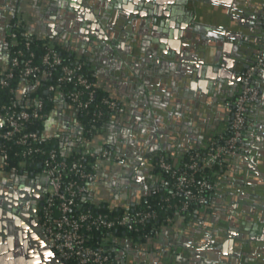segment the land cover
Here are the masks:
<instances>
[{
    "label": "crops",
    "instance_id": "1",
    "mask_svg": "<svg viewBox=\"0 0 264 264\" xmlns=\"http://www.w3.org/2000/svg\"><path fill=\"white\" fill-rule=\"evenodd\" d=\"M6 1L0 0L1 68L5 69L9 60V39L6 30L4 34L3 24L15 20L37 40L56 43L77 60L87 61L97 85L125 105V113L115 116V120L107 124L106 132L87 143L88 148L94 149L109 143L122 157L118 162L103 161L98 179L91 185L93 203L110 208L127 209L140 204L138 201L147 198L148 191L153 189L154 193L164 186L160 183V174L153 172L154 159L159 155L178 161L230 129L246 65L256 61L264 49L263 26L261 30H249L244 23V8L232 5L235 0H190L189 28L182 27L179 21H173L167 28L160 21L154 22L153 27H142V34L138 36L140 40H147L146 35L151 34L152 47L149 55L143 51L134 56L130 51L123 53L120 44L119 51L113 52L97 45L106 40L91 21L89 12L79 14V7H86L82 0H18L9 5ZM244 6L257 9L248 1ZM113 16V23H117L118 16ZM256 19L254 15L252 25L262 21ZM197 24L201 31L211 32V25H215L226 34L242 36V40L220 32L216 33L217 37L208 36L198 31ZM226 27L237 32H230ZM94 33H98V37ZM263 80L259 72L257 82L264 91ZM28 94L26 91L23 98H29ZM156 114L161 119L156 120ZM248 114L251 124L247 135L256 152L264 147V112L251 105ZM77 115L69 100L58 95L54 110L44 122V134L59 138L65 150L72 149L80 136L81 128L75 124L80 121ZM132 120L140 122L142 128H129ZM144 158L149 161L145 162ZM237 160V157L231 158L228 171ZM234 179L242 181L243 176L231 175V183L236 185ZM153 181L160 189L152 187ZM223 186L219 184L222 191H214L212 210L222 208L230 200L234 186ZM206 211L201 210L189 220L177 214L159 234L143 241H134L126 233L109 234L104 240L111 245L116 264H228L225 261L229 260L237 264V240L207 228L206 223L210 221L204 219ZM194 223H199L200 227H195ZM217 225L221 226L218 222Z\"/></svg>",
    "mask_w": 264,
    "mask_h": 264
},
{
    "label": "built area",
    "instance_id": "2",
    "mask_svg": "<svg viewBox=\"0 0 264 264\" xmlns=\"http://www.w3.org/2000/svg\"><path fill=\"white\" fill-rule=\"evenodd\" d=\"M14 27L12 22L6 25L9 45L15 44L17 41ZM26 35L29 36L27 32ZM25 44L27 48H30L34 44V40L28 37ZM17 53L19 55L23 54L21 50ZM30 56L33 57L34 52H31ZM42 64L50 69L48 72L49 76L55 69L61 72V75L57 78V84L49 87L50 91H61L63 84L68 79L75 81L77 89L70 93L68 99L76 110L88 107L94 100V84L80 72L81 65L70 67L53 51H49L43 56ZM19 65L20 57H13L11 63L7 66L6 75L4 78H1L2 85H9V80L14 77L24 79L41 71V66L32 65L30 60L25 63L24 68L16 69ZM263 65L264 52L258 55L256 61L245 70L241 78L242 88L235 100L231 126L233 128V135L224 145L212 147L211 153L205 159V165L219 161L227 152L237 149L242 144L243 134L247 129L249 106L259 101L261 97V91L255 84L254 78L257 70L263 67ZM23 99L19 100L22 101ZM28 100L34 104L33 109H19L16 102H13L9 108L0 105V115L4 123L1 136L5 140L15 141V143L24 147L44 140L37 131L27 130L28 124L32 119L44 115V102L38 97ZM106 103L109 108L115 109L118 107L115 101H106ZM1 109H4V111L2 112ZM125 111L124 107L119 108L120 113H125ZM28 151L32 155V153L39 150L30 147ZM90 154L92 156L96 154L101 155L103 161L122 160V157L116 154L110 146L93 150ZM24 164L25 162L22 161L21 165ZM6 166H8V154L5 150H2L0 152V171H5L3 169ZM100 166L97 165L95 167V173L87 172L78 162L69 164L64 159H59L54 150H51L48 157L42 162V175L49 182L48 192L42 208V227L52 239L55 251L66 263L113 264L107 252L87 241L86 232L101 228L112 230L117 227H123L130 231L138 230V225H144L146 222L157 217V210L152 205L138 211L127 210L118 217H110L105 213H93L91 211L72 215L71 213L76 207L77 199L83 195H87L91 191V185L97 181ZM160 167L172 171V176L176 179L177 188L185 197L191 201L195 200L201 206H205L207 198L204 191L208 185L206 182H202L198 187L196 186L195 175L203 168V165L198 161V155L192 156L191 162L186 165V171H180V169L168 163L164 157L160 159ZM16 170V168H12V172ZM70 173L75 176L67 181L65 177ZM79 180L85 182V184L80 183ZM190 205V201H185L181 205H176V208L180 210L179 212L186 211L190 208ZM173 219H170L169 222L173 221ZM153 232L159 234L156 228H154Z\"/></svg>",
    "mask_w": 264,
    "mask_h": 264
},
{
    "label": "trees",
    "instance_id": "3",
    "mask_svg": "<svg viewBox=\"0 0 264 264\" xmlns=\"http://www.w3.org/2000/svg\"><path fill=\"white\" fill-rule=\"evenodd\" d=\"M12 23L15 26L14 31L17 34V41L15 44L9 45L8 64L11 63L13 57L19 56L20 65L16 69L24 68L25 63L30 60L32 65L41 66V71L24 79L14 77L9 80V85H2L1 78H4V76L6 75L7 67L5 69L0 67V105L9 108L13 104V102H16L19 109H33L34 104L32 102H27V99L38 97L43 100L45 105L43 111L44 115L32 119L28 124L27 130L37 131L44 138V140L34 142L30 146L24 147L15 143V141H8L0 136V152L2 150H5L8 154V166H6L3 170L12 172V168H16V173L21 171H38L40 174H42V162L48 157L49 152L51 150H54L57 153L59 159H64L69 164L78 162L83 166L85 171L95 173V167L97 165H101V163L103 162V158L98 154L92 156L90 152L96 149L88 148L87 143L92 141L95 136L106 132L107 124H111V122L115 120V116L117 117L121 114L119 112V108L124 107L126 110L125 105L121 101L113 98L108 92L97 85L95 73L92 70L91 65L87 61L77 60L74 56L70 55L68 51L62 49L56 43H51L45 40H37L34 36L26 35V31L19 22L14 20ZM28 37L34 40V44L30 48H27L25 44L26 38ZM19 50L23 52L22 55H19V53H17ZM49 51L57 53L70 67L81 65L82 68L80 72L94 84V100L86 108H80V110L75 109L76 111H78V118L82 123V127L79 132L80 136L76 139V146L72 149L68 148L67 150H65V147L62 146V142L59 140V138L50 137L44 134V122L54 110L55 99L57 98V96L62 95L66 99H68L70 93L76 91L77 89L75 81L73 79H68L63 84L61 91L53 92L49 90V87L51 85L57 84V78L61 75V72L55 69L49 76L48 72L50 71V69L42 64L43 56ZM31 52H34L33 57L30 56ZM38 81L40 84L38 85L36 91L34 93H31L30 95L28 94L29 98L20 101L18 98V91L19 89H21V86L23 84L35 85ZM106 101H115L118 107L115 109L109 108ZM70 104L72 103L70 102ZM1 111L3 112L4 109H1ZM250 124L251 121L249 118H247V128H249ZM1 133H3V130H1ZM232 135L233 128L230 127V129H228L224 133L213 137L203 148L192 150L178 161L167 155H159L157 158H155L153 172L159 173L161 179L165 180V184L160 190L155 191L151 196H148V201H145L144 199L140 202V204L130 206L127 209H123L110 208L105 204L93 203L90 197L91 191L87 195L79 197L77 199L76 207L71 213L72 215H76L80 212L91 211L93 213H105L110 217H118L127 210L138 211L141 209H145L151 205L157 210V217L146 222L144 225H138V230L130 231L123 227H117L112 230L101 228L99 230L86 232L87 241L96 247L102 248L105 252H107V254H109L110 261L113 264H116L114 262V253L110 251L111 245H108L104 240L105 238L109 237V234L120 235L126 233L128 237L134 241H143L144 239L156 235L153 232L154 228H156L159 233L164 230L166 225L169 224V220L175 218L178 213L179 215H182L187 220H189L193 219L194 216L197 215L201 210L209 211L210 205L212 204V201L214 199L213 194L216 190L215 186L220 181L221 176L224 175L228 170L231 158L243 152V148L242 145H240L237 149L227 152V154L219 161L208 165H205V159L211 153L212 147L224 145ZM242 140L243 142L249 141L246 132L243 134ZM108 146L111 147V145L107 143L103 148H107ZM30 147L32 149H38L39 151L34 152L32 153V155H30L28 153ZM194 155H198V161L201 165H203V168L195 175L196 186L198 187L202 182H206L208 185L204 191L207 198V203L205 204V206H201L195 200L191 201L187 197H185L183 193L178 190L176 179L172 176V171L162 169L160 167V159L164 157L168 163H171L174 167L180 169V171H186V165L191 162V158ZM22 161L25 162L24 165H21ZM74 176V174L70 173L66 175L65 179L69 181L70 179L74 178ZM79 181L80 183L85 184V182H82L81 180ZM185 201L191 202L190 208L186 211L179 212L180 210L176 208V205H181L182 202ZM67 264L74 263L67 262Z\"/></svg>",
    "mask_w": 264,
    "mask_h": 264
},
{
    "label": "flooded vegetation",
    "instance_id": "4",
    "mask_svg": "<svg viewBox=\"0 0 264 264\" xmlns=\"http://www.w3.org/2000/svg\"><path fill=\"white\" fill-rule=\"evenodd\" d=\"M112 1H114L115 6H117L120 10H123V15H125L126 13H128L129 15L128 19L126 20V24L123 26V34L125 35L126 33H128L129 36H125L124 38L123 35V42L125 41V43H128L130 39L134 41L132 42L133 49L130 51L131 56L138 54L141 55L143 54V51H145V53L149 55L150 48L152 47L153 38L149 33L146 35L147 40L141 39L140 41H142L141 42L142 45L140 47L137 45L136 38L139 37L138 33L142 34L140 32L142 31L141 30L142 27L139 22L142 15L147 14V16L144 17L145 19H148L150 16H154L155 22L160 21V24L163 25L164 28H167L171 23H174L173 21H179L182 23L183 20L182 21L179 20L181 19L182 14H184L182 8L185 7L190 11L189 7L192 4L190 0H112ZM247 1L249 2V4H251L250 3L251 0H247ZM255 1L264 2V0H255ZM175 5L177 8L173 10L172 7ZM170 7L172 9L171 13L169 15H165ZM245 7L246 9H242L245 11L244 14L247 15L250 14L249 16H253V17L254 15H256L257 16L256 21L261 19L262 26L264 28V15L263 16L261 15L262 14L261 11L258 9L257 10L258 13H257L253 11L254 10L253 7L251 8L244 6L243 8ZM113 14L114 13L109 10L106 12V15H108L109 17H112ZM130 16H132V18H130ZM118 19L121 20V17L119 15H118ZM109 26L111 27V25L106 24L105 29L107 30ZM116 26L117 23H113L112 27L115 28ZM196 27L199 32L211 36L210 32L201 31V28L199 29L200 26L198 24ZM107 36L111 38L110 35ZM120 37L121 36H119V38ZM263 67L257 70L254 78L255 84L261 91V97L259 100L262 99L264 91L257 82V75L262 70ZM248 113H249V109H248ZM247 118L250 119L249 114H247ZM245 132L246 133L248 132V128L246 129ZM241 145L243 148V152L237 154L235 157H238L239 155L247 156L248 160L251 161L252 166L249 167L245 165L244 162L239 159L236 161V164L234 165V167H232L231 170L229 171L227 170L226 173L222 175V176H226L225 178H222L221 176L223 180L220 178L221 182L219 181L218 184L215 186V188L220 191H222L223 188L219 189V184L224 185L223 186L224 188L229 187L230 185L232 186L235 185L231 183V175H229V172H232L233 174L235 173L242 175L243 184L241 186L237 184L234 186V188L231 190L233 192L232 199L225 202L224 203L225 206H222V208L215 207L212 210L210 205V210L209 211L205 210L206 212L204 215V219L208 221V219L210 218H215L218 221L219 225H221L218 226L220 229L218 230L216 229V230L217 232L219 231L218 233H223L224 237L227 236L229 239L233 237L239 243L240 242L242 243L243 241L247 242V245L244 244L240 245L237 244L236 242L238 249L236 252L235 251L234 252L238 260L237 264H264V147L262 149L256 150L255 152V150L253 149L254 145H252L249 141L242 142ZM5 172H7V175L4 177H0V180L2 179V183H0L1 186L0 199L3 201L7 200V203L11 204L12 207L15 208L20 215L27 217L29 219V222L33 226L40 227L42 223L41 222L42 208L47 194L44 184L43 185L40 184L41 183L40 180L42 179L37 178L42 174H40L38 171H31V172L21 171L18 173L16 172L10 173L11 171H5ZM31 173H34L35 176H30ZM42 177H43V181L45 182L46 178L43 175ZM261 178H263V182ZM8 179L12 180L13 188L18 189L17 199L14 196V194L12 196L6 193L7 191L5 187L7 186L8 183L5 181ZM240 187H242L243 190L247 189L251 191L250 196L248 198L242 197L241 195L242 191L239 190ZM15 203H16V207H15ZM200 218L198 220H200ZM199 223L203 224L204 222L203 223L199 222ZM198 224L194 223V226L200 227V225ZM243 229L251 230V232L255 234L254 236L257 237V240L254 241L251 240L252 236L250 237L251 239H243L242 237H239V236H243V233L241 232ZM231 231H233L234 233L236 231L235 233L236 235L231 234ZM259 242H261V245H258ZM245 253H249L250 255H246ZM225 262H227L228 264L235 263L230 260Z\"/></svg>",
    "mask_w": 264,
    "mask_h": 264
},
{
    "label": "water",
    "instance_id": "5",
    "mask_svg": "<svg viewBox=\"0 0 264 264\" xmlns=\"http://www.w3.org/2000/svg\"><path fill=\"white\" fill-rule=\"evenodd\" d=\"M17 1L18 0H8L6 1V3L8 5L11 3L15 4ZM235 2L237 4L236 3L232 4L233 7L242 9L243 6L247 3V0H235ZM251 2L250 3L257 8L256 10L255 9L253 10L254 12H257V10L259 9L261 13L264 14V2L255 1V0H251ZM82 3L86 7H79L80 9L79 14L82 15L84 12H87V13L89 12L91 15V18H90L91 21L95 24L96 27L100 29V33L104 35V38L106 40V42H100V43H97V45H100L102 48L104 47L103 49L109 52H113L115 49L119 51V44L123 46V49H124L123 51L125 52L131 51L133 49L132 42L134 41L132 39H130L128 43H125V41L123 42V35H124L123 26L126 24V20L129 17L128 13L123 15V10H120L117 6H115L114 1L112 0H93V1L90 0V2L89 0H82ZM88 4L91 5V8L88 7ZM76 5H74L75 8H77ZM176 8H177L176 5L172 7L173 10ZM172 9L170 7L167 10V13L165 15H169ZM182 9H183L182 11L188 16H186L185 18L182 16L181 19L179 20L184 21V22L182 21V27L186 26V28H189L188 25L191 23V18L189 16L190 11L187 10L185 7H183ZM244 9H246V7ZM108 10L112 11L115 15L117 16L119 15L121 17V20L117 21V26L115 28L112 27L113 25L112 20L114 16L109 17L108 15H106V12ZM236 12L237 10L235 11V13ZM237 13L241 15V13L239 12ZM244 15H245V18H248L244 20V23L248 25L249 30H252L254 28L261 30L262 22H256L255 25H252L250 21H253L254 17L249 16L247 14H244ZM146 16L147 14L142 15V17L139 20L141 27H145L146 25L148 28H150L151 26L152 27L155 26L154 25L155 17L150 16L148 19H145L144 17ZM130 18H132V16H130ZM8 23H9V20L5 21L3 24L4 34L6 33L5 30H6V25ZM106 24L111 25V27L109 26L110 28L108 27L107 30L105 29ZM211 26H212L211 28H213L210 32L211 36L217 37L216 35L217 32H220L221 34H226L224 33V31L218 30L217 29L218 26L217 27H215V25H211ZM226 29L230 32H237L236 30L229 28V27L228 28L226 27ZM203 31L207 32L206 29H203ZM94 35L98 37V33L97 34L94 33ZM107 35H110L111 38H109ZM119 36L121 37L119 38ZM125 36H129V34L126 33L124 35V38ZM226 36L232 39L242 40V36L235 35L233 33H227ZM196 37H199L198 34H196ZM136 39H137V45L140 47L142 45L141 44L142 41H140L139 37ZM114 40H116L117 43ZM107 41H110V42H107ZM240 47L243 49L247 48L244 45H241ZM123 57H125V55H123ZM248 66L249 65H246V67ZM260 73H262L263 79H264V67L262 68ZM39 84H40L39 81L35 85H30V86L23 84L21 86V89H19L18 91V98L22 99L26 91L29 92V95L31 93H34ZM27 102H29V100ZM253 105L257 108H260L264 112V94H263L262 99L257 101ZM160 114L162 115L161 112ZM155 116H156L155 117L156 120L161 119V116H158L157 114ZM132 121H133V124H130L129 128L131 129H137V128L141 129L142 128V125L140 122L136 120H132ZM75 124L78 128L82 127V123L80 121H77ZM3 126H4L3 118L0 115V130L3 129ZM112 148L115 149V147H112ZM237 159L242 160L244 164L249 167L252 166L251 165L252 163L251 161L248 160L247 156L239 155ZM143 160L145 162L149 161L148 158H144ZM10 173H15V172H10ZM6 175H7V172L0 171V177H4ZM229 175H233V173L229 172ZM30 176H35V174L31 173ZM37 178L42 179L40 180L41 182L40 184L42 185L44 184V187L46 188L45 190L48 192L49 182L47 180H45L44 182L42 175L38 176ZM261 179L263 182V178ZM5 182L8 183L7 186L5 187L7 191L6 193L12 196L14 194V196L17 199L18 189L13 188L12 180L8 179ZM235 182L239 184L240 186L243 184V181L235 180ZM0 183H2V179L0 180ZM160 183L165 184V180L161 179ZM152 184H153L152 187H154L155 185V188H156L155 190L160 189L159 185L156 184V181H153ZM239 190L242 191V194H241L242 197L248 198L250 196L251 191L247 189L243 190L242 187H240ZM152 193H153V189L148 191L146 195L147 198H145V201H148V196H151ZM228 198L232 199V195ZM138 202L140 203V201ZM132 206H135V204ZM15 207H16V203H15ZM208 221L210 222L206 223V227L215 228L217 230L220 229L217 225L218 221L215 218H210L208 219ZM203 230L208 231L207 229H203ZM241 232L243 233V236H239V237H242L243 239H251L250 237L252 236L251 240L253 241L257 240V237L254 236L255 234H253L251 230L243 229ZM235 233L231 231V234L236 235ZM237 244L247 245V242L246 241H243L242 243L237 242ZM258 245H261V242H259ZM245 254L250 255L249 253H245ZM0 264H67V263L64 260H62V258L55 251L53 241L43 229L42 223L40 227L33 226L29 222V219L25 216L20 215L19 212L15 208H13L11 204L7 203V200L3 201L0 199Z\"/></svg>",
    "mask_w": 264,
    "mask_h": 264
}]
</instances>
